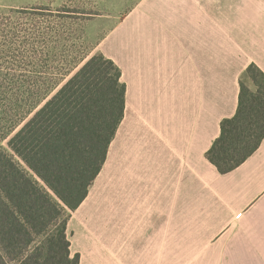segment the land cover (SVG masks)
I'll use <instances>...</instances> for the list:
<instances>
[{
  "label": "crops",
  "instance_id": "1",
  "mask_svg": "<svg viewBox=\"0 0 264 264\" xmlns=\"http://www.w3.org/2000/svg\"><path fill=\"white\" fill-rule=\"evenodd\" d=\"M125 115L68 221L79 264H264V138L221 173L207 151L264 71V0H139L99 44Z\"/></svg>",
  "mask_w": 264,
  "mask_h": 264
},
{
  "label": "trees",
  "instance_id": "2",
  "mask_svg": "<svg viewBox=\"0 0 264 264\" xmlns=\"http://www.w3.org/2000/svg\"><path fill=\"white\" fill-rule=\"evenodd\" d=\"M82 13L90 12L64 3L0 14V141L9 137L11 149L0 147V264L80 263L68 221L105 163L126 97L113 59L69 57L66 31ZM247 73L256 88L241 82L237 111L221 121L207 151L221 173L245 162L264 138V71L252 63ZM224 140L230 147L221 152Z\"/></svg>",
  "mask_w": 264,
  "mask_h": 264
},
{
  "label": "rangeland",
  "instance_id": "3",
  "mask_svg": "<svg viewBox=\"0 0 264 264\" xmlns=\"http://www.w3.org/2000/svg\"><path fill=\"white\" fill-rule=\"evenodd\" d=\"M138 1L139 0H0V14L12 8H30L38 5H47L57 8L64 3L70 4L74 9L90 12L87 17L82 13L81 16H83V18L77 19L76 22H73V20L70 21L66 31L67 43L70 48L69 57L78 60L87 53L89 56L102 53L99 49L100 42L107 33L112 30L113 26L127 10ZM83 63L84 62L73 72ZM68 77L66 79H68ZM250 88L255 89V84ZM4 125L5 123L0 121V129H2ZM8 139L9 137L0 141V147L11 151L8 146ZM22 164L24 163L22 162ZM67 216L68 214L65 217ZM67 234L69 235L68 231Z\"/></svg>",
  "mask_w": 264,
  "mask_h": 264
},
{
  "label": "snow or ice",
  "instance_id": "4",
  "mask_svg": "<svg viewBox=\"0 0 264 264\" xmlns=\"http://www.w3.org/2000/svg\"><path fill=\"white\" fill-rule=\"evenodd\" d=\"M258 99H259V103L261 106V110L264 111V99H260V98H258ZM243 131H244L243 128L238 129L237 136L242 135ZM217 147H218V150L221 152L227 151V149L230 147V141L224 140V141L218 142Z\"/></svg>",
  "mask_w": 264,
  "mask_h": 264
}]
</instances>
